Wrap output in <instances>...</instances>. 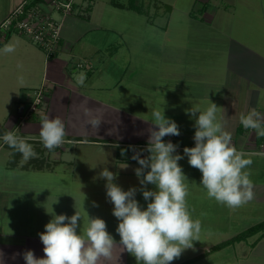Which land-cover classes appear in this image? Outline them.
<instances>
[{
  "label": "crops",
  "instance_id": "0c3cea01",
  "mask_svg": "<svg viewBox=\"0 0 264 264\" xmlns=\"http://www.w3.org/2000/svg\"><path fill=\"white\" fill-rule=\"evenodd\" d=\"M20 1L0 0V21ZM118 3L126 4L121 0H80L77 12L67 16L63 22L61 49L52 57H47L39 46L21 34H13L0 44V164L12 169L29 167L28 164L33 159L22 163V154L18 158L19 163L11 165L12 149L3 142L2 136L11 130L25 140H34L33 138L40 137L41 116L49 115L50 118L62 119L66 130L65 138L71 143L66 142L68 144L65 143L61 149L54 151V157L52 153L43 150L45 147L36 148L41 152L40 158L48 161L40 169L47 167L54 170L61 163L65 167L74 165L73 148L76 150L78 146H82L95 151V160L99 164H120L121 169L115 172L121 174H116V178L138 181L134 171L138 168H135L138 163L129 156V146H134L136 150L145 149L150 135L148 130L156 126L151 124L153 117L146 111L143 113L129 107L137 105L138 100L134 96L136 88H139L134 80L129 81V58L121 60L115 54L117 51L114 54L108 52L113 42L108 30L116 29L107 19L109 15L104 12L105 8L109 4L112 7L135 9ZM161 4L159 1L158 14ZM165 4L169 7V16L164 19L166 12H162L160 27L167 32L176 5L172 1ZM194 7L195 5L188 7L191 19L211 28H214L213 23L217 16L220 18V13L229 16L226 23L230 27H222L227 40L222 44L214 41L210 38H214L215 33L211 32L205 38L207 42L204 46L200 42L191 48L193 53L204 51L205 56L193 59L197 64L191 66L186 73L190 74V78L185 76L190 79L187 81L189 83L182 87L178 83L175 85L180 87L179 94L183 97L171 98L168 104L173 107H166L164 114L177 123L181 134L165 136L163 140L178 145L177 151L180 153H183L185 147H194L195 143L191 141H194L195 119L190 118L186 112L191 108H199L203 112L211 102L215 103L218 107L217 119L222 122L224 130L232 134V144L238 151L247 154L245 158L252 160L251 166L245 170L257 172V175L251 174L249 177L253 183L254 198L235 209L221 205L207 196L206 190L200 185L202 173L198 169L193 168L195 172L190 171L185 175L184 182L192 193L188 208L192 219L201 221L200 241H195L193 249L185 250L171 264H264V229L212 249L214 245L264 220V139L259 142L254 130L245 129L239 119L241 114L247 115L253 109L264 113V0H204L200 7L203 11L198 12L203 14L201 17L196 16L198 13H193ZM81 11H85V14ZM235 19L236 32L231 28ZM146 22L154 23L150 17L146 18ZM118 37L120 46L129 44V35L120 34ZM222 38L221 35V40ZM9 43L15 46V51L4 53L3 47ZM80 62L82 66L78 65ZM176 69L177 67L175 73ZM179 71L182 76V68ZM81 73L86 76L83 85L77 83ZM204 74L205 80L198 77ZM44 82L50 87L46 107L29 112L33 90ZM132 97L133 100H129ZM85 110L91 115L86 116ZM159 110L162 111L160 108ZM198 115L199 113L197 117ZM93 117L101 120L98 131L86 123ZM118 147H122L120 151ZM112 150L115 155L107 158ZM146 155L148 153L144 152L141 158ZM50 156L53 160H50ZM35 168L39 169L37 166ZM11 178L13 186L0 181V252L3 253V264H26L23 253L27 250H32L37 258L44 257V245L39 233L44 232L45 228L34 222L39 208H47L48 218H53L52 214L59 212V207L64 209L59 201L60 197L61 200L72 199L69 197L81 200L72 203V212L70 209L65 211L72 214L81 207L93 205V202L96 206L92 212L99 204L109 202L106 190L77 188L38 191L22 188L15 183L13 175ZM1 179L3 178L0 177ZM132 187L136 185L133 184ZM203 191L205 196L201 195ZM198 200L204 201V204H192ZM146 207L145 205L144 208ZM50 208L53 210L51 215L48 214ZM87 211L90 212L88 209ZM23 219L27 221L22 222ZM26 225L30 227L22 228ZM111 235L117 242L112 259H101L99 264H137L135 257L123 251L119 245V234ZM17 253L20 255L12 259Z\"/></svg>",
  "mask_w": 264,
  "mask_h": 264
},
{
  "label": "clouds",
  "instance_id": "9594fccd",
  "mask_svg": "<svg viewBox=\"0 0 264 264\" xmlns=\"http://www.w3.org/2000/svg\"><path fill=\"white\" fill-rule=\"evenodd\" d=\"M2 51L14 52L15 46L6 44ZM85 79L81 73L77 83L83 85ZM217 109L211 102L203 112L199 108L187 110L186 114L195 119V146L185 147L183 155L177 152L178 145L163 140L165 136L181 134L177 123L165 116L164 109L152 111L151 124L156 128L148 130L147 147L136 150L130 146L131 159L140 165L134 170L141 185L139 189L122 190L114 183L116 174L107 168L99 173V177L107 181L106 196L114 205L112 214L119 221L116 229L119 245L135 257L137 264H171L185 250L193 249L195 241H200L201 221L192 219L186 202V176L178 163L184 156L191 167L202 173L200 185L217 203L235 209L254 198L250 173L245 170L252 160L245 158L247 154L232 144V134L224 130L217 119ZM85 115L91 113L85 110ZM239 119L245 129H252L258 137H264V113L253 109L247 115L241 114ZM86 123L98 131L101 120L93 117ZM39 136L49 151L62 147L66 142L64 122L59 117L41 116ZM2 139L22 154L24 160L37 156L33 146L14 131H6ZM144 152L148 155L141 158ZM148 185H153L154 190L148 189ZM137 191L148 201L146 209L135 199ZM93 206H96L95 202ZM52 216L45 231L39 233L44 257L37 258L32 250H27L23 253L26 264H99L101 259H112L117 242L107 231L103 219L88 216L87 226L80 233L82 217L77 211L70 217L65 214ZM17 255L20 254H14L12 259ZM3 258L0 252V264H3Z\"/></svg>",
  "mask_w": 264,
  "mask_h": 264
},
{
  "label": "rangeland",
  "instance_id": "374dc122",
  "mask_svg": "<svg viewBox=\"0 0 264 264\" xmlns=\"http://www.w3.org/2000/svg\"><path fill=\"white\" fill-rule=\"evenodd\" d=\"M122 1H125L126 4L129 3V1H133L135 4L141 6L142 10L145 12L141 13L137 9L119 8L112 7L109 4L107 5L109 7L105 8L104 12L107 14V16L109 15L107 19L112 22V27L116 29L108 30L110 34V40L113 41L109 46L110 49L108 50V52H112L114 54L117 51L115 54L117 56H120L117 58H120L121 60H125L126 57L129 58V63L131 62L129 70L127 72L129 81L131 79L134 80L138 85L137 87H139L136 88V94L134 96L135 100H138V103L136 106L134 104L129 105V107H131L135 111L143 113L147 112V114H150V116H152L153 110H159V108L162 110L172 108L173 106L168 104V102L172 100L171 98L183 97L182 94L180 96L179 89L180 87H182L183 84L189 83L187 81L190 79L186 78L185 76H189L190 78V74L186 73L189 71L191 66H195V64H197L194 62L195 60L193 59H195L196 57L204 58L205 56L204 51L193 53L191 50L192 47H195V45H199L200 42H203L201 44L204 46L207 42V39L205 38L211 32L215 33V35L214 38L210 39L214 41L217 40L221 44L223 42H226L227 34L223 32V29H227V27H230V25L226 23V19L229 16L226 17L224 16L223 12L220 13V18L218 19V16L216 17L215 22L213 23L214 28H211L209 27V25L203 24L198 20L193 21L188 13V7H190V5H195V7L192 9L193 13L203 11L202 9H200V7H202L204 0H121V2ZM159 1L162 2L160 14H158ZM169 1H172L176 5V8L172 12L169 29L167 30V32H165V30H163L160 26L163 20L162 12H166L164 15V19L169 16V7L167 4H165ZM201 15L203 14L198 13L196 16L201 17ZM107 16H104V18H106ZM149 17L154 22L153 24L146 22V18L148 19ZM217 19L219 21L216 22ZM114 20L116 21L114 22ZM233 22L234 24L231 26V28L234 29L233 31L236 32L235 29H237V19H235ZM120 34L129 35L128 45L124 44L120 46V42H117L119 40L118 35ZM221 35L223 37L222 40ZM176 67L177 69L175 73ZM181 68L183 74L182 76L178 73L180 72L179 70ZM198 77H203L204 79L206 78V74H204V76ZM176 83H178L180 87L178 85L175 86ZM163 92H165V94H163ZM129 100H133V97ZM46 104L39 108H45ZM68 140L69 139L65 138L66 142H68ZM26 141L33 146L34 150H36L37 155L40 157L41 152H39L40 150L37 149L43 145L42 142L35 139H27ZM191 143L195 142L191 141ZM61 148L62 147H59L52 151H49L46 148L43 150L46 153H52V157H54V151H57ZM91 150L92 149L87 150L82 146H78L76 150L73 148L74 158H72L74 160V165H67V168L63 163L55 166L54 170H51L47 167L45 169H36V166L33 167V164L31 163L28 164L29 167L24 169H20L19 167L12 169L11 167L3 166V164H0V177L3 178L0 181L3 180L7 186H13V179L11 178V176L13 175L15 183L19 184L22 188H30L35 190H74L77 188L106 190L105 184L107 183V181L100 178L99 173L103 168H107L109 171L115 174H121L115 172V170L121 169L120 164L115 165L112 162H103L102 164H99L96 162L97 160H95V151ZM178 153L180 155H183V153ZM113 155H115V151H109L107 158ZM30 160L31 159L24 160L22 157V163L29 162ZM50 160H53L51 159V156ZM112 161L115 162L114 160ZM44 162L47 163L48 161L44 160ZM178 163L182 167V170L185 175L189 174L190 171L191 173L195 172L193 170V167L189 165L187 156H184V158L178 161ZM136 167H139V165L137 164L135 168ZM254 171H256V169H254ZM248 172L250 173V175H257V172ZM74 173L75 175H73ZM115 180L116 181H114V183L119 185L124 191H127L129 188H132L133 184L136 185L135 188L137 189L141 187L139 180L130 181L125 178H116ZM147 187L150 190H154L153 185H148ZM191 195L192 193H190V190L188 189L189 197H186V202L188 206H190L191 203ZM201 195L205 196L204 191L203 193H201ZM69 198L72 199L68 200V198H64V200H61L60 197L59 201H61V205H64V209L62 207H59V212L55 213V215H66L67 212L65 211L67 209H70L72 212V203H78V201H81L78 197ZM106 199L108 200V198ZM135 199L139 202L141 206H147L148 201L144 200L142 192L137 191ZM192 204L203 205L204 201L201 202L200 200H198ZM93 208L94 206L91 205L87 207H81L78 210V213L82 217L81 228L80 230L78 229V232L80 231V233H82L83 230L86 228L89 216L99 217L103 219L106 222L107 231L109 232V234H118L116 232V229L118 227L119 221L112 214L114 205L109 201L107 204L105 202L103 204H99V206L96 207L95 210L92 212ZM87 209L90 212H88ZM38 211L41 213L38 212L37 220L34 222L38 223L39 225H42L40 227L45 228V225L52 218H48L47 208H39ZM52 213L53 210L52 208H50L48 214L51 215ZM72 215L74 214L70 212L67 213V216L69 217ZM26 221L27 220L23 219L22 222ZM29 227L30 226L28 225L22 226V228L25 229H28Z\"/></svg>",
  "mask_w": 264,
  "mask_h": 264
},
{
  "label": "built area",
  "instance_id": "2783aa9c",
  "mask_svg": "<svg viewBox=\"0 0 264 264\" xmlns=\"http://www.w3.org/2000/svg\"><path fill=\"white\" fill-rule=\"evenodd\" d=\"M79 1L21 0L0 21V44L11 34L19 33L39 46L47 57L56 55L62 45L63 22L67 16L77 12ZM81 12L85 14V11ZM78 65L83 64L80 62ZM49 88L46 82L34 88L29 112L46 104ZM33 139L41 141L40 137Z\"/></svg>",
  "mask_w": 264,
  "mask_h": 264
},
{
  "label": "trees",
  "instance_id": "16d2710c",
  "mask_svg": "<svg viewBox=\"0 0 264 264\" xmlns=\"http://www.w3.org/2000/svg\"><path fill=\"white\" fill-rule=\"evenodd\" d=\"M118 5H120V6H129L131 8H135L137 10L143 11L141 6L135 4L133 1H129L128 4L118 3ZM263 139H264L263 137H258L259 142H262ZM120 148H122V147H118L119 151H120ZM132 155H133V151H132V148L129 146V156H132ZM20 156H21V154L19 152H17L14 149H12L11 165H16L17 163H19V159L18 158H20ZM43 159L44 158L35 157V158H33V160H31V161H33L31 164H33L34 166H37L39 168L43 167V166L46 165V163L44 162ZM261 229H264V220H262L261 222L256 223V224L248 227L247 229H245V230L241 231L240 233L232 236L231 238L214 245L212 247V249L221 247L222 245L231 243V242H233L235 240L243 239V238L247 237L248 235H250V234H252V233H254V232L258 231V230H261Z\"/></svg>",
  "mask_w": 264,
  "mask_h": 264
}]
</instances>
